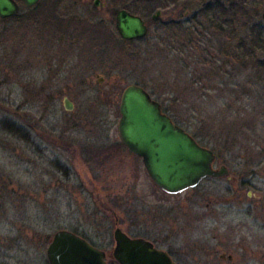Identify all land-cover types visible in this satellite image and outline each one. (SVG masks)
<instances>
[{
	"label": "rangeland",
	"instance_id": "rangeland-1",
	"mask_svg": "<svg viewBox=\"0 0 264 264\" xmlns=\"http://www.w3.org/2000/svg\"><path fill=\"white\" fill-rule=\"evenodd\" d=\"M220 2L227 4L226 0H175L174 5L160 8L155 26L173 20L198 31L195 38L203 40L199 46L207 48L215 65L201 84L197 81L206 72L200 74L193 46L178 39L168 47L162 45V40L155 39V24L147 40L129 46L128 67L117 63L116 69L111 66L122 64L127 55L119 51L124 48L113 29L104 30L115 42L108 52L102 45L106 36L89 37L86 30L84 90H77L81 78L76 75L58 73L55 66L48 69L44 28L29 23L5 25L0 46V264H48L46 249L60 230L81 235L94 247L110 252L114 216L128 233L173 232L171 221L169 229L165 225L178 209L180 214L186 211L187 200L204 201L209 189L221 193L224 180H204L175 196L163 194L152 184L142 162L126 151L118 136L120 96L129 85L151 94L179 127L214 153L217 166L225 163L231 168L232 176L247 172L243 159L258 162L249 166L252 171L246 177L252 176L263 198V74L246 68L245 58L237 62L236 54L232 55L234 36L240 32L229 30L230 19L216 15L212 6ZM248 2L257 7L260 17L264 0ZM209 3L210 18L222 22V27L215 25L219 29L202 23L205 18L199 12ZM157 6L159 0H152L132 10L141 15L152 10L146 13L151 16ZM179 36L185 38L184 33ZM35 46L41 53L37 57ZM254 56L264 57V50ZM179 59L194 65L185 69ZM63 98L72 103V111H65ZM15 126L27 129V142L4 131ZM82 150L93 157L79 155ZM98 160H102V172ZM115 199L122 204L112 203ZM126 201L131 202L129 206ZM128 210H133V220L127 219Z\"/></svg>",
	"mask_w": 264,
	"mask_h": 264
},
{
	"label": "flooded vegetation",
	"instance_id": "flooded-vegetation-1",
	"mask_svg": "<svg viewBox=\"0 0 264 264\" xmlns=\"http://www.w3.org/2000/svg\"><path fill=\"white\" fill-rule=\"evenodd\" d=\"M10 1L17 8V11L7 17L0 16V46L3 45L6 24L12 22L14 24L29 23L33 27L44 28L46 32L45 47H47V53H49L48 69L52 70L55 66L58 73L63 70V72L69 73L68 76L76 75L78 79L81 78L77 83V90H84L82 82L83 42L86 30L90 33L89 37L93 35L101 37L106 36L104 30L113 29L118 42L124 48H119V51L129 56L132 54L129 52V46L147 40L151 26L155 24V28L158 24L162 14L160 8H168L175 3V0H159L160 6H157L158 8L155 9L154 14L149 16L146 13L150 14L152 10L147 11L145 15H141L134 12L132 7H141L152 0H37L32 6L27 5L23 0ZM119 2L122 5H117ZM120 10L139 16L142 19L147 28L145 37L136 40H125L120 37L116 30V16ZM169 22L180 23L173 20ZM169 22H164L155 28V39L157 37L162 40V37H164L163 26ZM34 37L36 40L38 39L37 32H34ZM34 42L36 41L34 40ZM112 42L115 43L114 39L110 40L107 36L105 37L102 42L105 51L108 52L109 49L113 48ZM39 53V49L36 50L35 46L34 56L37 57ZM1 83L0 81V85ZM65 99L70 102L67 98H63L64 109ZM160 106L161 113L170 118L174 125L178 126L161 104ZM65 111L70 112L66 109ZM121 145L126 148L122 143ZM126 151L133 158L142 162L140 157L131 153L127 148ZM216 162L217 157L214 155L212 169L219 172L223 168L224 174L218 178L207 177L204 180L226 181L224 184H220L224 187L221 189V193L209 189L207 199L204 201L187 200L183 206L186 207V211L180 214L181 211L178 209V212L171 216L165 225L169 229V226L173 223L170 228L173 232L170 230L159 231L157 234L153 232L152 235L128 233L123 231L120 228L121 226L119 227L118 220L114 216L115 229L112 238L115 230L119 229L128 238L142 239L150 243L154 249L166 253L174 264H264V193L263 198H261V189L255 186L252 176L246 177L248 171H252L249 166L254 165L256 161L243 159V165H247L243 168L247 172L241 174L240 177L232 176L231 168L226 166L225 163L217 166ZM152 184L165 195L175 196L181 194H168L154 183ZM196 187L185 191L193 190ZM112 203L122 204L118 203L116 199ZM126 203L128 205L131 202L126 201ZM132 216L133 210H128L127 219L133 220ZM144 218H146V214H144ZM170 221L171 224H169ZM114 245L113 240V247ZM113 247L110 252L103 251L106 254L107 264L110 261L115 262L111 256Z\"/></svg>",
	"mask_w": 264,
	"mask_h": 264
},
{
	"label": "water",
	"instance_id": "water-1",
	"mask_svg": "<svg viewBox=\"0 0 264 264\" xmlns=\"http://www.w3.org/2000/svg\"><path fill=\"white\" fill-rule=\"evenodd\" d=\"M32 6L37 0H23ZM10 0H0V16L16 13ZM264 21V11L261 14ZM116 30L125 40L146 36L139 16L117 12ZM65 109L72 105L64 100ZM118 136L121 143L142 159L151 181L168 194H179L196 187L207 177L224 173L212 169V151L201 147L187 132L161 113L159 102L140 86H127L119 102ZM112 258L117 264H174L169 256L142 239H130L119 229L113 234ZM48 264H107L106 254L82 237L65 230L54 233L46 249Z\"/></svg>",
	"mask_w": 264,
	"mask_h": 264
},
{
	"label": "trees",
	"instance_id": "trees-1",
	"mask_svg": "<svg viewBox=\"0 0 264 264\" xmlns=\"http://www.w3.org/2000/svg\"><path fill=\"white\" fill-rule=\"evenodd\" d=\"M226 1H227V4L220 2L219 5L212 6V8L215 11H217L218 14L216 15L219 16L220 19H223L224 21L225 19H230V21L226 22L227 27H229V30L237 29V31L240 32L238 36L237 35L234 36L235 52H232L231 50L230 52H232V55H234L233 53L236 54L235 56H237V62H240L242 57L245 58L247 61L245 62V67L255 69V71L262 73L263 75L260 78L264 80V57L259 58V57L254 56L258 50H261V51L264 50V21L262 20L261 15L259 17L257 7L252 4H249L248 2L249 0H242V1L241 0H226ZM210 6H211L210 3L205 4L199 12L200 15L205 18V20L202 23L210 24L212 25V28L219 29L220 27H222V22L220 20L219 21L216 20L215 22L214 19L210 18V14H211ZM195 20L196 21L198 20L197 17L195 18ZM218 23L220 24V27H215V25H218ZM162 31L164 34V39H162L161 41L162 43L160 41L156 43L158 46L161 43L162 45L168 47L171 44V42H174L173 41L174 39L180 40L184 45L189 44L193 46L195 50L194 58L196 59V66H199L202 68V71L200 72V74H203L206 72V74H203L197 82L198 84H201V80L205 81V79L208 78L205 75H207L208 72H211L213 68H215V65L208 58L209 52L207 51V48L204 46H201V47L199 46V45H203V40H196L195 38L196 34H197V38H199V35H200L198 34V31L196 32L195 29L190 28L189 26H185L184 28H182V24L180 23L178 24L174 22H169V23L164 24ZM182 33H184L185 38H181V36H179V34H182ZM156 39L160 40V38L158 39L157 37ZM225 53L228 54L227 48L225 49ZM253 57L255 59H253ZM131 59L132 58L130 56H127V58L123 60L122 64L119 62H116L111 67L113 69H116L117 63L120 64L121 66L128 67L126 66V63L128 62L130 63ZM133 59L135 60L136 56H133ZM177 62L181 66H183V68L185 69H189L191 65H194V64H191V62L189 64H186L185 62L181 63L180 59ZM216 71H218V68L216 69ZM175 94L178 96V93H175ZM5 130H7V132L13 137H18L22 140H25L26 142L28 141L25 139L29 135V132L27 131L26 128L23 129V128L15 126L13 128H5L4 131ZM192 137L197 141L198 144L201 145L200 141H198V139L195 136H192ZM87 151L88 150H82L81 152H79L80 153L79 155L88 156L89 154H91L93 157L94 154H92V152L89 153ZM90 161L86 160L87 163H89ZM96 163L99 165L100 163H102V160H98L96 161ZM99 166H100V172H102L103 166L102 165H99ZM80 237L88 241V239H86L85 237L81 235ZM90 244L93 245L92 243ZM109 264H116V263L113 261H110Z\"/></svg>",
	"mask_w": 264,
	"mask_h": 264
}]
</instances>
